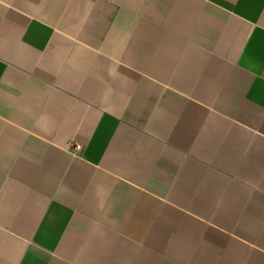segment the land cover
Returning a JSON list of instances; mask_svg holds the SVG:
<instances>
[{"label":"crops","instance_id":"obj_1","mask_svg":"<svg viewBox=\"0 0 264 264\" xmlns=\"http://www.w3.org/2000/svg\"><path fill=\"white\" fill-rule=\"evenodd\" d=\"M0 264H264V0H0Z\"/></svg>","mask_w":264,"mask_h":264}]
</instances>
